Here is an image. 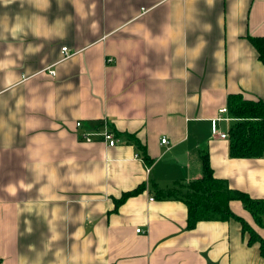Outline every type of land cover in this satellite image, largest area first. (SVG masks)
<instances>
[{"label": "crops", "instance_id": "1", "mask_svg": "<svg viewBox=\"0 0 264 264\" xmlns=\"http://www.w3.org/2000/svg\"><path fill=\"white\" fill-rule=\"evenodd\" d=\"M250 36L264 0H0V264H264L241 222L189 229L187 205L155 192L200 178L208 155L264 198V156L233 158L220 136L231 94L264 98ZM108 128L124 141L83 140Z\"/></svg>", "mask_w": 264, "mask_h": 264}, {"label": "trees", "instance_id": "2", "mask_svg": "<svg viewBox=\"0 0 264 264\" xmlns=\"http://www.w3.org/2000/svg\"><path fill=\"white\" fill-rule=\"evenodd\" d=\"M249 39L259 52L264 62V38ZM229 114L237 121L230 129V155L233 158H256L264 156V98L247 99L241 93L231 94L228 98ZM117 136L121 135L114 130ZM127 142H132L139 148L142 159L151 166L153 158L148 154L136 136L127 134ZM203 174L200 178L188 183L177 184L175 188H161L155 185L156 197L160 199L175 198L182 200L188 207V228L193 229L201 221H228L236 219L241 222L244 234L249 235V243H259L264 257V238L256 228L242 216L236 214L230 203L240 200L244 207L252 214L256 224L264 227V198H254L244 191L230 187L227 180L215 175L208 155H204ZM145 185L135 190L125 192L116 199L117 207L129 197L143 191Z\"/></svg>", "mask_w": 264, "mask_h": 264}, {"label": "built area", "instance_id": "3", "mask_svg": "<svg viewBox=\"0 0 264 264\" xmlns=\"http://www.w3.org/2000/svg\"><path fill=\"white\" fill-rule=\"evenodd\" d=\"M62 50L65 54V57H69L72 55V53L70 52L68 47H63ZM52 73L55 74V71H52ZM225 112H228L227 108H222L220 110V113H225ZM76 125H77V127H81L82 122H77ZM220 136L222 138H227L228 134L221 133ZM95 137H99V140L105 141L106 143H108L109 146H115V145H118L124 141L120 136H117L116 133L114 132V130H112L111 128H108V129H105L103 131H99L96 133L87 132V133L83 134V140H85L87 142L93 141ZM162 143H164V144L167 143V139L163 138ZM153 199L154 198H151V200H153ZM138 231H140V229H138Z\"/></svg>", "mask_w": 264, "mask_h": 264}]
</instances>
